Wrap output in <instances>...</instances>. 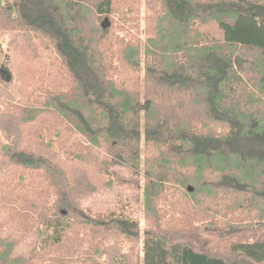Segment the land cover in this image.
I'll use <instances>...</instances> for the list:
<instances>
[{"label": "trees", "instance_id": "trees-1", "mask_svg": "<svg viewBox=\"0 0 264 264\" xmlns=\"http://www.w3.org/2000/svg\"><path fill=\"white\" fill-rule=\"evenodd\" d=\"M146 5L142 41L113 32L133 0H0V82L20 97H0V264H69L42 253L80 224L106 264H264V0ZM115 182L140 192L143 232L86 214ZM31 220L43 238L18 253Z\"/></svg>", "mask_w": 264, "mask_h": 264}, {"label": "rangeland", "instance_id": "rangeland-1", "mask_svg": "<svg viewBox=\"0 0 264 264\" xmlns=\"http://www.w3.org/2000/svg\"><path fill=\"white\" fill-rule=\"evenodd\" d=\"M133 1L135 2V11L134 13L129 12L128 17L131 19L130 21L125 19L124 17L126 16L121 14H115L111 17L112 22L115 24L113 32L115 31L117 37L125 38H128L129 34H133L143 41L145 39L146 31L148 30L147 18L152 15L151 12L148 11L146 0ZM132 18H136L137 20L132 21ZM121 28L123 30H121ZM12 36L13 33L10 32L0 33V55L8 53L9 43ZM0 97L4 102L10 104H16L20 101V97L16 91L12 87L7 88L1 82ZM46 118L47 119H44L43 121L44 123H46V121L48 123L50 120L49 116H46ZM31 133H33L32 126L25 127V136H29ZM104 158L107 159L105 156ZM111 170L120 173L123 176L131 174L130 170L125 167H116ZM139 195L140 192L132 186H120L115 182L112 188H106L102 193L84 200L82 205L88 212L86 214L93 217L101 214H115L138 221L141 226V231L143 232V230L148 228L150 224L145 218L142 200ZM190 218L189 223L195 228L198 227V233L200 235L209 240L213 238L210 233L205 230V226L209 227L208 221L212 219L211 217L209 218L205 216L202 211L195 210L192 212ZM235 218L238 220L236 223H242L244 220H246L244 223L250 222L245 216H239L238 213L235 215ZM216 220L220 221L222 218L216 217ZM29 223L34 227V232H32L31 235L29 234L28 236H25V239L23 240L24 245L18 253L23 252L27 248V243H29L30 246L33 244H40V241L43 238V234H39L40 232L36 231L38 228L39 231H43V228L33 220L29 221ZM247 235L252 236L251 233H248ZM259 235H263V232L259 231ZM140 242H142V239ZM96 244H98V241L95 240V233L92 231V228L89 225L80 224L73 230L65 231L63 244L47 248L48 250L42 253L43 261H45V263H52L66 259L70 262L69 264H96L94 261L96 259L105 263V256L103 259H98L96 257ZM127 250L128 248L125 249V251ZM142 256V245H139L136 249L135 260H137V258L141 259Z\"/></svg>", "mask_w": 264, "mask_h": 264}]
</instances>
